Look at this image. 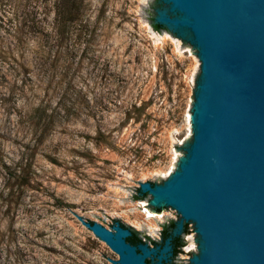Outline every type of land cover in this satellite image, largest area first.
I'll list each match as a JSON object with an SVG mask.
<instances>
[{
	"label": "rangeland",
	"instance_id": "374dc122",
	"mask_svg": "<svg viewBox=\"0 0 264 264\" xmlns=\"http://www.w3.org/2000/svg\"><path fill=\"white\" fill-rule=\"evenodd\" d=\"M57 1L0 0V264L117 260L72 213L136 232L179 216L168 207L148 222L141 203L119 199L137 195L134 182L167 178L178 161L198 60L141 21L147 0H78L66 24ZM37 110H46L40 127L52 122L45 136ZM158 231L145 235L157 242Z\"/></svg>",
	"mask_w": 264,
	"mask_h": 264
},
{
	"label": "water",
	"instance_id": "95a60500",
	"mask_svg": "<svg viewBox=\"0 0 264 264\" xmlns=\"http://www.w3.org/2000/svg\"><path fill=\"white\" fill-rule=\"evenodd\" d=\"M140 9L142 22L153 32L154 23L166 28L159 35L180 40L179 51L188 50L199 67L185 114L189 134L173 144L178 161L171 173L153 176L154 184L153 177L134 182L137 195L124 188L132 197L119 200L137 201L142 208L135 209L153 215L170 207L180 217L165 216L168 225L151 217L162 230L174 223L153 244L143 222L136 232L113 218L108 229L70 212L117 255L100 253L111 264H177L183 260L173 256V238L182 241L179 253L190 255L189 264H264V0H147ZM188 229L197 251L183 253ZM134 232L145 242H127Z\"/></svg>",
	"mask_w": 264,
	"mask_h": 264
},
{
	"label": "trees",
	"instance_id": "16d2710c",
	"mask_svg": "<svg viewBox=\"0 0 264 264\" xmlns=\"http://www.w3.org/2000/svg\"><path fill=\"white\" fill-rule=\"evenodd\" d=\"M79 10H80V7L78 5V0H58L57 4H56V18H57L58 23L66 24L67 22H73L75 20V18L78 16ZM152 27L156 31H159L160 29L167 30L163 26L156 24V23H154L152 25ZM39 112H41V113H39ZM43 112L46 113V110H37L36 111V114H39L38 115L39 121L37 122V127H40L39 124L41 122ZM51 123L52 122L48 121L47 123L45 122V123L41 124V127L39 128L40 129V136H45L48 134ZM173 226H174V223L171 222L170 227L164 228L162 230L161 234H163L164 236H167V234H169V232H170L171 228H173ZM127 241L132 243V245H137V244L142 242L139 238L136 237L135 232L132 234L131 237H129L127 239ZM153 244H155V242ZM182 245H183L182 241L178 238L175 241V245H174V249H173V256L174 257L179 253Z\"/></svg>",
	"mask_w": 264,
	"mask_h": 264
},
{
	"label": "bare ground",
	"instance_id": "6f19581e",
	"mask_svg": "<svg viewBox=\"0 0 264 264\" xmlns=\"http://www.w3.org/2000/svg\"><path fill=\"white\" fill-rule=\"evenodd\" d=\"M141 206H142V204H141ZM145 207L147 206L146 204L144 205ZM143 214H144V216H145V221H148V222H151V221H153V218H154V220H156V219H159V218H163V216L164 215H153V214H149L145 209L143 210V212H142ZM151 217H153V218H151ZM144 221V222H145ZM140 223V222H139ZM139 226V225H138ZM139 227H141V226H139ZM141 229V228H140ZM147 231H148V235L149 236H154L155 235V233L153 232V231H158V228L157 227H155V226H149L148 228H147ZM152 232V233H151ZM187 239H190V242L192 241V236H190V237H188ZM191 248L189 249V250H191V249H193V251L195 250V246H194V244H193V241L191 242Z\"/></svg>",
	"mask_w": 264,
	"mask_h": 264
},
{
	"label": "flooded vegetation",
	"instance_id": "af4514ba",
	"mask_svg": "<svg viewBox=\"0 0 264 264\" xmlns=\"http://www.w3.org/2000/svg\"><path fill=\"white\" fill-rule=\"evenodd\" d=\"M169 234H167V236H168ZM132 236V235H131ZM130 236V237H131ZM167 236H164L163 234H160V241L162 242ZM178 238H173V240H172V246H173V248H174V245H175V241L177 240ZM128 242V241H127ZM130 243V242H129ZM130 244H132V243H130Z\"/></svg>",
	"mask_w": 264,
	"mask_h": 264
},
{
	"label": "built area",
	"instance_id": "2783aa9c",
	"mask_svg": "<svg viewBox=\"0 0 264 264\" xmlns=\"http://www.w3.org/2000/svg\"><path fill=\"white\" fill-rule=\"evenodd\" d=\"M187 237H189V236H188V235H186V236H185V239H187ZM186 248H187V247H185V249H186ZM185 249H184V252L186 251ZM185 253H186V252H185Z\"/></svg>",
	"mask_w": 264,
	"mask_h": 264
}]
</instances>
